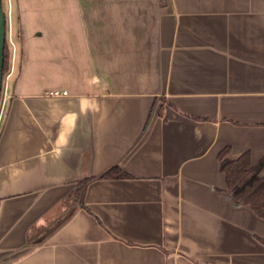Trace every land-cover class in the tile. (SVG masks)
I'll return each mask as SVG.
<instances>
[{"label":"crops","instance_id":"1","mask_svg":"<svg viewBox=\"0 0 264 264\" xmlns=\"http://www.w3.org/2000/svg\"><path fill=\"white\" fill-rule=\"evenodd\" d=\"M7 34L0 264H264L219 158L264 156V0H13Z\"/></svg>","mask_w":264,"mask_h":264},{"label":"trees","instance_id":"2","mask_svg":"<svg viewBox=\"0 0 264 264\" xmlns=\"http://www.w3.org/2000/svg\"><path fill=\"white\" fill-rule=\"evenodd\" d=\"M10 66V47L6 41L3 59V75ZM229 148L225 147L219 153L221 169L225 174L227 191L231 198L239 204H248L253 211L264 219V156L256 163L251 160L248 151L236 156H230ZM127 175L118 165H114L98 177ZM92 177L76 181L71 193L65 201L71 206L82 205L85 188Z\"/></svg>","mask_w":264,"mask_h":264},{"label":"water","instance_id":"3","mask_svg":"<svg viewBox=\"0 0 264 264\" xmlns=\"http://www.w3.org/2000/svg\"><path fill=\"white\" fill-rule=\"evenodd\" d=\"M7 15L2 7V0H0V96L3 85V59H4V48L7 41Z\"/></svg>","mask_w":264,"mask_h":264},{"label":"rangeland","instance_id":"4","mask_svg":"<svg viewBox=\"0 0 264 264\" xmlns=\"http://www.w3.org/2000/svg\"><path fill=\"white\" fill-rule=\"evenodd\" d=\"M2 7L3 10L5 11L6 15H7V19H8V23L11 21V19H13V0H2ZM7 43L8 45H10L9 43H11L12 45V41L9 40L10 36L9 34H7ZM10 45V47H12ZM12 58V53L10 51V61ZM9 69L6 70V73L8 72ZM6 73H4L5 75H3V84H4V77L6 76Z\"/></svg>","mask_w":264,"mask_h":264},{"label":"built area","instance_id":"5","mask_svg":"<svg viewBox=\"0 0 264 264\" xmlns=\"http://www.w3.org/2000/svg\"><path fill=\"white\" fill-rule=\"evenodd\" d=\"M9 40L12 41L11 38H9ZM65 93H67L66 90L60 91V90L56 89V90H50L49 91V94H54V95L65 94ZM6 96H7V93L5 91L1 93V96H0V115L2 114L4 105H5V101L7 99Z\"/></svg>","mask_w":264,"mask_h":264}]
</instances>
